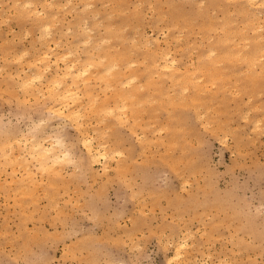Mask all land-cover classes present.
<instances>
[{
  "label": "rangeland",
  "instance_id": "obj_1",
  "mask_svg": "<svg viewBox=\"0 0 264 264\" xmlns=\"http://www.w3.org/2000/svg\"><path fill=\"white\" fill-rule=\"evenodd\" d=\"M68 1L0 0V264H264V0ZM55 41L122 73L81 84L77 122L19 81Z\"/></svg>",
  "mask_w": 264,
  "mask_h": 264
},
{
  "label": "bare ground",
  "instance_id": "obj_2",
  "mask_svg": "<svg viewBox=\"0 0 264 264\" xmlns=\"http://www.w3.org/2000/svg\"><path fill=\"white\" fill-rule=\"evenodd\" d=\"M53 1L55 2V0H52V2L50 3L49 6H52ZM248 1H249V3H251L252 5L254 4L255 6L256 5L258 6L259 3L262 4L260 0H248ZM68 2L70 3L71 0H69ZM262 2H263L262 5H264V1H262ZM45 4L48 5V3H45ZM34 8L35 9L33 11L35 13V17H39L41 12L36 9V6ZM57 8H60V7H57ZM22 10H24V9H21V11L20 10L19 11L22 12ZM39 10H42V9H39ZM42 14L44 15V13H42ZM58 15H60V14H58ZM29 16H30V14H29ZM95 18H97V17H95ZM41 20H43V22L41 24V28H43L44 32L46 33V34L44 33V35H46V36L50 35L51 36L52 27H53L52 24L54 23L53 20L50 17L48 19L46 17L45 20L44 19H41ZM57 23H58V21H57ZM84 25H86V26L83 27L84 28V32L89 31V28H87L86 21H85ZM78 27H80V26H78ZM40 30H42V29H40ZM67 32H69V31H67ZM80 33H81V31H80ZM42 37H44V36H42ZM91 41H92V39L89 36L82 43H84V44L85 43H90ZM60 43L61 42L55 41L53 46L49 42L44 44L45 45V49H43V51H41L38 54L37 58L34 60V62L31 65L27 66V69L29 68V73L27 72L24 76H19L20 77L19 81L21 83V87L24 89V91L26 93H30V92L35 91L36 95L46 96V94H47L48 98L51 101L50 111H52V113L56 114L57 116H59V117H61L63 119H67V120H70L72 122L73 121L77 122V120L79 118L84 117L85 114L83 112L82 107L77 106V105H76L75 108L71 107L70 101H72V103H74V104H77L78 100L80 99V93H81L80 92L81 91L80 87H81V84H84L86 86V88L91 89V91H92L93 90L92 81H93L94 76H96V78H99L101 81H102V79L104 81H107L106 84L110 85L111 79H112L111 83L115 79L119 80L122 73L113 71L114 70L113 67L116 68L115 65L107 67V69L105 70L104 74L101 75L99 73L96 74L95 72L91 71V69H93V67H94V64L89 63L86 66H82V65H77L76 64V63H79V62H77L78 60H76V61L71 60V61L67 62L65 60L68 59L69 57H71L73 52H68L67 51L68 53H64V54L58 53L57 52L58 49H56V47H60L61 46ZM146 43H147V46L148 45L150 46L152 44L151 42H146ZM99 49H101V48H99ZM212 55H213V53H212ZM23 56H25V55H23ZM261 58H262V56H261ZM245 59H246V57H245ZM18 60H20V59H18ZM160 60L162 61V63H161L162 65H160V67L162 68V71H165V72L166 71H170V69H172V67L176 63L171 58L169 52L162 53L161 56H160ZM257 60H261V59H257ZM52 63H54V65H56V69L54 71H52ZM60 63H63V66H64L63 69H61L62 67L60 66ZM95 63H97V62H95ZM131 65H134V64H131ZM253 67H255V66H253ZM176 70H178V68L173 70V74H174V72ZM0 71H1V68H0ZM21 71L23 72V69ZM19 74H20V72H19ZM47 74H49V75L51 74L52 75V80H50V81L47 80ZM22 75H23V73H22ZM135 79L136 78L134 76L131 77L130 81L128 79H126L125 82H124L125 83L124 85H126V84L128 85L129 83H133V81H135ZM46 81H48V82H46ZM115 82H122V81H115ZM35 85H38L40 88H38ZM123 90L124 89H121V95L126 98L125 95L131 93L134 89L130 88L128 91H124L122 93ZM152 103H154V102H152ZM124 106H126V108L128 107L127 104L126 105L124 104ZM111 113L112 112H110L109 114H111ZM124 116H126V115H124ZM202 117H203V115H202ZM80 122H81V120H80ZM86 134H87V132L85 133V135ZM50 142H48V143L50 144ZM47 144L45 142L44 143L36 142V144H34V145L32 144L31 145L33 147L31 154L32 155L33 154L36 155L35 158H37V161L39 162V165L41 166V168H47V167L49 168V166H54L55 164L59 163L60 159H65V157L61 158L60 157L61 155H59V153L57 154V153L53 152V149H54V147H56L55 146L56 144L54 146H52L53 143H52V145L50 144L51 146H48ZM82 144H84L83 147H85V149H87V151L89 153V156L91 157L92 161L97 160L98 157L103 159V160H105V161L109 159L110 154L108 153V151H106L104 149L106 147V145H105V147L100 145L98 148H101V150L99 151L98 148H94L92 140L87 139L86 137L83 138ZM63 152H65V151H63ZM118 153L115 154V155H118ZM65 154H64V156L67 155V154L66 155ZM180 251H181L180 246H178V249L175 251L176 252L175 258L176 259L181 257Z\"/></svg>",
  "mask_w": 264,
  "mask_h": 264
}]
</instances>
